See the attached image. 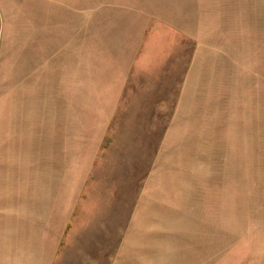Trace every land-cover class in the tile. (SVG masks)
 <instances>
[{"label":"rangeland","instance_id":"1","mask_svg":"<svg viewBox=\"0 0 264 264\" xmlns=\"http://www.w3.org/2000/svg\"><path fill=\"white\" fill-rule=\"evenodd\" d=\"M0 264H264V0H0Z\"/></svg>","mask_w":264,"mask_h":264},{"label":"crops","instance_id":"2","mask_svg":"<svg viewBox=\"0 0 264 264\" xmlns=\"http://www.w3.org/2000/svg\"><path fill=\"white\" fill-rule=\"evenodd\" d=\"M163 61H167V59H163ZM170 79H169V78ZM117 82H113L115 84H111L108 90L104 91L111 94H126L127 92H174V80L173 75H168L164 71L155 74H148L146 71H142L139 73H129L125 74L123 78L121 75H117ZM135 86L136 88L132 89L131 87ZM156 87V88H155ZM122 101V100H121ZM121 101L115 104L116 108H121ZM112 105H110L111 107Z\"/></svg>","mask_w":264,"mask_h":264}]
</instances>
